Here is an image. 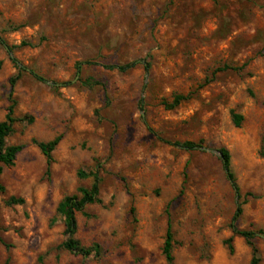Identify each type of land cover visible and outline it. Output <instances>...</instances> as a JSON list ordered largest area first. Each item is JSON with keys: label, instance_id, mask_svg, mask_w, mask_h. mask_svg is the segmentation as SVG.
<instances>
[{"label": "rangeland", "instance_id": "374dc122", "mask_svg": "<svg viewBox=\"0 0 264 264\" xmlns=\"http://www.w3.org/2000/svg\"><path fill=\"white\" fill-rule=\"evenodd\" d=\"M0 43V122L12 94L23 147L0 178V264H168L169 226L174 264L251 263L232 224L241 206L238 229L264 232V0H0ZM58 137L48 166L38 144ZM94 174L84 258L57 208Z\"/></svg>", "mask_w": 264, "mask_h": 264}, {"label": "trees", "instance_id": "16d2710c", "mask_svg": "<svg viewBox=\"0 0 264 264\" xmlns=\"http://www.w3.org/2000/svg\"><path fill=\"white\" fill-rule=\"evenodd\" d=\"M135 66L136 63H132V64H126L120 66L117 65L108 66V69L118 70L119 72L124 73L130 71ZM18 69L20 71V74L18 75V77L12 80V87H14V85L16 84L17 80L21 75V72L25 71V69L21 66H18ZM78 70H80V65L78 66ZM34 77L39 81H43V79L37 75H34ZM10 97H11L10 98L11 104L8 108V113L5 117V120L3 122H0V178L3 175L5 168H11L15 166L17 156L23 150V147L20 145L10 146L7 143L8 137L13 134L14 127L18 122L17 118H15L14 116L16 103L12 98V94ZM184 99L185 98L183 97H178L172 107L178 106L179 103ZM234 121L236 126H240L243 119L241 116L234 115ZM60 141L61 138L58 137L49 143L38 144L41 152L47 159L48 166H51L53 160L52 153L56 150ZM176 145L189 150H192L196 147L195 144L192 143L176 144ZM221 155H222L223 169L225 170L226 175L229 181L231 182L233 188L237 192V195H239L238 194L239 189L236 185L235 177L230 168V159H231L230 154L227 150H221ZM80 176L83 178L88 177V175L84 173H81ZM99 195H100L99 178L97 175L94 174V183L89 189L81 188L79 189V195L67 196L60 202L57 208V214L64 219L65 235L67 237L65 242L61 245V248L72 254L81 255L84 258H88L93 254L97 256L100 255L101 248L98 244H94L91 247H84L81 245V243L78 240L75 239V235L77 232L76 214L83 212L88 206L99 204L101 202V200L99 199ZM10 203L21 204L23 203V200H16L13 198L11 199ZM241 214H242V208L241 206H239L232 224L233 233L237 236L242 237L246 241L247 245L251 248L253 258L250 264H260L261 258L259 255V250L255 246L254 240L256 237L260 235L264 236V232L239 230L235 224L239 219V217L241 216ZM0 243H2L1 238H0ZM227 243L230 252L233 253L234 249L232 245V239H230ZM172 250H173V234L171 231V227L169 226L166 234L165 245L163 248V252L168 264H174V257L172 254Z\"/></svg>", "mask_w": 264, "mask_h": 264}]
</instances>
